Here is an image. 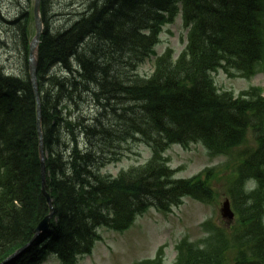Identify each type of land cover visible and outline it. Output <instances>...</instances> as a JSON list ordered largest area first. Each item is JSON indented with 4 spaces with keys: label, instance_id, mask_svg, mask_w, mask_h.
I'll use <instances>...</instances> for the list:
<instances>
[{
    "label": "trees",
    "instance_id": "trees-1",
    "mask_svg": "<svg viewBox=\"0 0 264 264\" xmlns=\"http://www.w3.org/2000/svg\"><path fill=\"white\" fill-rule=\"evenodd\" d=\"M100 1H92L85 17L67 30L45 28L42 33L37 79L45 189L54 217L47 233L9 264H37L50 253L60 264H77V256L89 253L98 238V226L124 231L150 206L168 213L185 197L210 204L216 196L211 171L176 178L165 151L172 144L188 148L201 143L213 156L229 154L246 141L247 130L263 128L262 89L250 88L234 97L217 89L211 74L218 69L246 78L264 73V0ZM179 11L188 28L181 38L184 46L176 58L171 47L158 55L154 47L163 26ZM30 35L20 44L23 71L6 75L0 70V262L31 239L49 212L26 69ZM151 57L152 73L141 76L139 66ZM89 98L103 108L102 116L122 121L124 132L117 145L132 141L150 149L146 163L116 176L100 173L108 162L104 149L118 146L105 125L86 113ZM102 132L106 146L93 141ZM251 162L252 156L229 184L228 195L239 216L231 235L209 224L206 236L195 243L182 237L174 245L173 264H224L230 248L242 253L237 264H264V179L250 194L243 190L246 179H260L264 158L256 167ZM162 261L159 248L156 257L143 264Z\"/></svg>",
    "mask_w": 264,
    "mask_h": 264
},
{
    "label": "rangeland",
    "instance_id": "rangeland-1",
    "mask_svg": "<svg viewBox=\"0 0 264 264\" xmlns=\"http://www.w3.org/2000/svg\"><path fill=\"white\" fill-rule=\"evenodd\" d=\"M85 3L87 7L89 3L95 0H47V16L52 22V32L65 31L69 26L77 20L85 17L84 12L88 10L78 9L75 12L71 7L72 2ZM99 2H101L99 0ZM28 0H0V30L7 29L0 33V63L4 64L6 71L13 75H19L23 69L22 48L21 43L18 48L13 47L12 39L8 38L6 33L11 34L10 21L20 18V13L29 8ZM50 9V10H49ZM31 10V7L29 8ZM79 16H76L77 11ZM84 11V12H83ZM73 12V13H72ZM83 12V13H82ZM89 12V11H88ZM81 13V14H80ZM83 14V15H82ZM58 27L56 29H53ZM9 30V32H8ZM185 29L182 26L180 17H177L171 24L164 26L161 33L160 44L156 47L157 54H160L166 47L170 46L174 49L176 55L184 46L181 38L185 36ZM53 34V33H52ZM19 47L21 49H19ZM152 59L145 61L144 64L138 68V73L142 76H149L153 71ZM216 85L221 89L233 90L235 95L241 90L248 88L250 85L264 87V77L261 73L256 74L250 80L242 78H228L222 72L216 75L213 74ZM228 78V79H227ZM84 109L90 118L95 117L99 119L108 129L107 131L114 138V144L117 145L118 135L124 132V126L121 120L115 121L111 114L102 116L103 108L97 106L96 101L93 99L88 100ZM122 113V111H120ZM123 117V116H122ZM117 123V124H116ZM99 138H94L93 141L98 146L103 144L106 146L107 136L102 132ZM100 142V144H99ZM132 142V141H131ZM131 148L134 150L144 151L142 154H135L134 152L128 157L123 158L119 162H115L114 158L122 157L127 153V145H123L117 150L113 148L104 149L105 158L108 160L106 166L101 169L102 173H110L115 175L119 169H126L131 164L140 163L145 160L150 154V150L139 143H131ZM200 145V144H199ZM199 145H193L188 151L181 149L179 145H172L167 151L166 155L170 158V166L177 169L176 177H188L196 174L198 171L206 166L219 167L222 164L230 161L229 157H216L210 158L205 152L206 150ZM118 146V145H117ZM141 147V149H140ZM205 151V152H204ZM117 153V154H116ZM215 162L214 164H210ZM234 162V161H233ZM232 162V163H233ZM224 174V170L219 175ZM227 176V175H226ZM226 181L224 177L214 180L212 183L213 188L219 194L217 200L212 204L200 205L198 202L184 199V203L175 212L163 215L156 211L153 206L140 216H137L133 225L122 232L108 230L104 227L97 229L102 239L96 242L92 255L85 256L80 259V264H135L142 259L152 257L158 246L165 243V262L171 264L175 258L174 243L182 236L187 235L191 240H196L202 233L200 228L205 220H211L213 223L222 226H229L230 223L222 219L220 215V206L224 200V189ZM42 264H58V261L53 257H48Z\"/></svg>",
    "mask_w": 264,
    "mask_h": 264
},
{
    "label": "water",
    "instance_id": "water-1",
    "mask_svg": "<svg viewBox=\"0 0 264 264\" xmlns=\"http://www.w3.org/2000/svg\"><path fill=\"white\" fill-rule=\"evenodd\" d=\"M39 1H34V18H35V35L33 36L30 44H29V58H28V73L30 77V83L33 88V92L37 101V131H38V137H39V160H40V175H41V184H42V191L46 197V200L48 202L50 212L47 214L36 226L34 229V235L29 243L26 244L25 247L18 250L16 253H14L12 256L8 257L3 263L6 264L8 261L15 258L18 254H20L22 251H24L26 248H28L31 243L37 238V236L42 232L45 231L48 228V222L50 218L53 215L54 209L52 206L50 195L46 192L45 189V176H46V166H45V157H44V151H43V144H42V134H41V125H40V112H39V100H38V85H37V77H36V65H37V46L39 43L42 27H41V19L39 16ZM223 216L232 217V213L229 211L228 203L225 202V205L222 209Z\"/></svg>",
    "mask_w": 264,
    "mask_h": 264
},
{
    "label": "bare ground",
    "instance_id": "bare-ground-1",
    "mask_svg": "<svg viewBox=\"0 0 264 264\" xmlns=\"http://www.w3.org/2000/svg\"><path fill=\"white\" fill-rule=\"evenodd\" d=\"M84 4L85 3L81 2V1L78 2V4H76L75 2H72L71 7H72V9L73 8L75 9V10L73 9L74 10L73 12H75L76 10H78L80 8H81V10H84L85 11V9H87V6L85 5V8H84ZM47 10H48L47 2H45V9H44V14L45 15L47 14ZM81 10L77 11V14H75V15L76 16H79L78 15L79 14L78 12H80ZM28 11H29V8H25L20 13V16L21 17L14 19V22L13 23H12V21L9 20L10 21V24H11L10 27H13V28L16 27L15 29H12V30L10 29L11 34L6 33L7 37L12 39V45H13V47L18 48V46H17L18 44H16V43L24 42V39H25V36L24 35H30L33 31H35V22L34 23L25 22L26 21V18H28L27 17ZM39 16H40V19H41V22H42L41 23V27H42L41 33H43V31H44L45 28H48V29L51 30L52 29L51 25H52L53 20H50L47 15L43 18L42 12L39 13ZM56 28H58V27H55L53 29H56ZM6 32H7V30H6ZM8 32H9V30H8ZM19 49H21V48L19 47ZM36 55L38 56V51H36ZM21 57H22V60H23V54L21 55ZM28 58H29V52L26 53V62H28ZM56 68H57V64L51 67L50 73H52ZM0 70H2L6 75L8 74V72L6 71L5 65L2 64V63H0ZM30 88H31L32 93H33V96H34L35 109H36V113H37V101H36V98H35V95H34V92H33L32 85H30ZM37 89H38V87H37ZM38 100H39V109H40L39 112L41 114V111L42 110H41V101H40L39 95H38ZM40 121H41V118H40ZM36 122H37V118H36ZM36 128H37V126H36ZM37 133H38V131H37ZM41 134H42V130H41ZM42 144H43V134H42ZM38 148H39V137H38ZM43 150H44V145H43Z\"/></svg>",
    "mask_w": 264,
    "mask_h": 264
}]
</instances>
